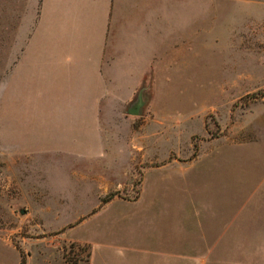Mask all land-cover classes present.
Wrapping results in <instances>:
<instances>
[{"label":"rangeland","instance_id":"1","mask_svg":"<svg viewBox=\"0 0 264 264\" xmlns=\"http://www.w3.org/2000/svg\"><path fill=\"white\" fill-rule=\"evenodd\" d=\"M168 17L182 60L78 155L51 141V0H0V264H264V0Z\"/></svg>","mask_w":264,"mask_h":264},{"label":"crops","instance_id":"2","mask_svg":"<svg viewBox=\"0 0 264 264\" xmlns=\"http://www.w3.org/2000/svg\"><path fill=\"white\" fill-rule=\"evenodd\" d=\"M168 25V0H51L56 149L86 153L89 142L114 132L142 86L168 77L183 56L169 52Z\"/></svg>","mask_w":264,"mask_h":264},{"label":"water","instance_id":"3","mask_svg":"<svg viewBox=\"0 0 264 264\" xmlns=\"http://www.w3.org/2000/svg\"><path fill=\"white\" fill-rule=\"evenodd\" d=\"M143 90L144 87H142L138 94L136 99L132 102V104L129 106L127 113L133 116H137L140 114L142 107L144 106V97H143Z\"/></svg>","mask_w":264,"mask_h":264}]
</instances>
